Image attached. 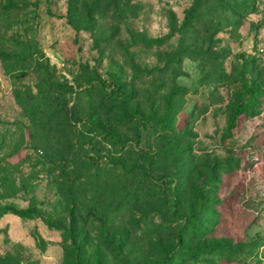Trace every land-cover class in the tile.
Masks as SVG:
<instances>
[{"label":"rangeland","instance_id":"obj_1","mask_svg":"<svg viewBox=\"0 0 264 264\" xmlns=\"http://www.w3.org/2000/svg\"><path fill=\"white\" fill-rule=\"evenodd\" d=\"M0 264H264V0H0Z\"/></svg>","mask_w":264,"mask_h":264},{"label":"trees","instance_id":"obj_2","mask_svg":"<svg viewBox=\"0 0 264 264\" xmlns=\"http://www.w3.org/2000/svg\"><path fill=\"white\" fill-rule=\"evenodd\" d=\"M187 19V18H186ZM161 39H155V41H160ZM107 114V113H106ZM109 114V113H108ZM120 125V123L116 124V126ZM59 143V140H57ZM64 142V146L65 149L62 153H60V156L57 155V157H59V159L61 160H65L67 161L69 153H70V146H69V139L65 136L63 137ZM62 142V143H63ZM44 146L47 148V144L44 143ZM77 157V156H76ZM106 170V169H105ZM69 173L71 172H65L62 175H60L59 177L62 179V182L58 183V190H60V193L63 197H65L66 199L69 200L70 202V207L67 206V218H66V231L68 233V236H70L74 230H77L80 227H84L86 225H88L89 221L87 220V218L85 217L86 215H84L83 210H81V206H85L86 202L84 201V199L82 201H80L79 203H77V200L75 199V195L77 194H82L86 191H89L90 193H92L93 195L97 196H106L108 197V192L106 191V188L103 187V183L106 180L112 179L111 174H103L101 173V171L98 169L96 170V172L92 173V175L94 174V182L93 185L89 186L87 183L84 182H80L78 183V185H81L80 188H75L78 179L80 178L81 180H83V177H85V175L88 173H90V169L86 168L85 163L83 162L82 164H80V166H78L75 171H74V176L71 177L69 175ZM121 175H117L116 177H120ZM106 179V180H103ZM64 180L65 183H64ZM104 181V182H103ZM76 189V190H74ZM122 195L120 197V199L117 201V203L114 204V197H117V194H115L113 191H111V193L109 194V199H108V203H103L100 204V210L102 212V215L104 217V219L102 221H106L108 217H112L115 216L116 218H119V222L121 224V227L123 228L120 233H123V231L126 229L127 226H129V228L131 227L129 225L128 219L129 217H127V215H132L133 214V205H136L135 203H130V199H132V195L139 191V189H134L133 192H130L127 188L125 189H121L120 190ZM69 196H72V198H67ZM153 193L149 192V193H145L143 197L146 199V197H152ZM139 197V196H136ZM83 198V196H82ZM138 198H135L134 201H137ZM132 205V206H131ZM79 207V208H78ZM96 208V206L94 207ZM98 208V206H97ZM178 208H180L178 206ZM120 219H127V224L123 223L122 220ZM101 221V222H102ZM105 225V224H104ZM184 229V227L181 229V231ZM154 233L158 232V228L155 227L154 228ZM187 232V231H186Z\"/></svg>","mask_w":264,"mask_h":264}]
</instances>
